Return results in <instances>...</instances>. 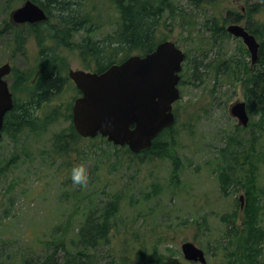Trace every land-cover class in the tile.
<instances>
[{"label":"rangeland","instance_id":"374dc122","mask_svg":"<svg viewBox=\"0 0 264 264\" xmlns=\"http://www.w3.org/2000/svg\"><path fill=\"white\" fill-rule=\"evenodd\" d=\"M170 1L175 11L186 13L184 23L182 17L169 18L166 12L158 27L161 36L173 40L187 55L180 70V76L183 73V84L179 85L181 98L173 106L178 105L175 127L179 131L177 149L181 165L176 186L171 184L169 161L156 158L133 163L121 152L116 153L110 142L107 146L98 139L81 142L84 157L76 164L85 166L88 184L74 186L71 168L59 166L61 159H54L48 153L52 134L68 124L62 117L39 138L21 134L13 143L3 137L0 158L17 156L12 161L14 164L11 162L13 165L0 173V238L7 241L3 251L10 260L23 253L39 255L49 240L56 243L63 239L68 244L86 215L96 219L107 202L117 198L116 210L107 218L108 236L90 251L97 261L95 264H142L128 257V252L144 245L151 248L154 244L165 264H200L183 258L180 249L183 241H191L201 248L206 264H224L226 250L222 248H231L224 233L232 224L243 230L242 210L236 208L243 191L237 184H230L225 191L220 188L216 163L223 158L229 160V150L236 154L235 149L241 148L253 154L247 159L250 165L244 159L238 163L231 159L223 166L230 169L229 175L242 174L249 166H255L258 194L263 202L257 222L264 225V120L248 113V124L243 129L236 128L240 125L229 114V107L233 102L245 101L242 86L222 80V74L214 80L212 71L204 72L201 66L197 67L199 76H192L193 64L200 62L203 54L207 61L229 58L232 64L246 62L252 70L264 67V32L261 33L264 7L260 6L264 4L260 0ZM21 2L8 5L0 0V31L8 21L9 12ZM253 5L257 6L250 13L249 6ZM235 13L239 20L234 19ZM233 21L252 29L259 43L262 41V61L251 62L249 53H242L246 47L240 38L229 34L212 39L216 33L215 22L226 27ZM15 28L14 32L22 37L17 44L10 30L0 35V64L9 62L11 66L5 77L9 86L14 73L22 72L31 78L37 69L33 34H28L23 25ZM112 28L105 25L91 36L100 39ZM82 35L80 32L75 39L79 41ZM63 54L67 56L68 68L83 69L77 50ZM68 99L69 94L64 92L58 101ZM256 121L259 124L254 126ZM230 136H236L241 144L232 141ZM220 149L225 157H220ZM27 150L31 153L28 157L23 155ZM40 150L45 152L41 154ZM235 208L236 217L232 221ZM134 232L138 234L136 241H132Z\"/></svg>","mask_w":264,"mask_h":264},{"label":"trees","instance_id":"16d2710c","mask_svg":"<svg viewBox=\"0 0 264 264\" xmlns=\"http://www.w3.org/2000/svg\"><path fill=\"white\" fill-rule=\"evenodd\" d=\"M13 1L24 0H5L8 5ZM37 3L45 11L47 19L33 24H24L28 34L32 33L37 47V69L33 76L29 78L22 72L14 73V79L10 83L12 93V107L9 109L2 121L1 138H9L16 143L21 134H28L33 138H39L48 127L62 117L68 124L52 134L50 150L52 157L60 158L59 166L72 168L84 157V149L80 148L81 142H94L97 139L105 145H111L103 137L83 138L74 130L71 123L70 108L72 100L79 94L71 80L67 77L69 66L66 54L63 52L77 50L81 59L83 69L91 71H102L112 63H118L133 53L143 54L150 51L160 40L166 39L161 36L158 27L160 18L163 14L167 17L180 16L184 19L186 13L175 11V6L170 0H31ZM264 4V0H260ZM261 7H264L260 5ZM250 7V13L254 10ZM231 12V11H230ZM235 20H239L238 13H235ZM184 19V23H185ZM214 30L216 37H227L224 26H219L218 22ZM105 25L112 26L109 33L100 39H93V33L102 29ZM9 21H5L3 31L10 30L16 43L22 41V37L15 33V27ZM254 36H258L248 28ZM3 31H0V35ZM80 32L84 35L77 41L75 36ZM264 32L262 24L261 33ZM17 44V43H16ZM15 44V45H16ZM258 54L262 61V41L259 43ZM202 48L201 45L198 46ZM202 51V50H201ZM242 53L248 55V51L243 47ZM261 55V56H260ZM200 62H194L192 76L197 77V67L201 66L204 72L212 71L214 80L218 74H222L221 79L230 83L237 82L243 88L245 96L246 110L248 113L256 114L259 119L264 120V67L252 70L248 64L231 63L227 59H214L207 61L205 54L200 57ZM258 58V57H257ZM187 59V55H186ZM185 74V73H184ZM183 73L180 76L179 85L183 84ZM27 79L29 85H26ZM202 81V79H200ZM69 94L67 101H58L64 93ZM181 98V94H180ZM179 98V99H180ZM177 101L175 102V104ZM178 107V105H176ZM177 107L173 109L175 121L172 125L162 129L159 134L152 139L149 147L137 153L131 152L125 146H113L116 153L124 154L128 161L138 163L144 160L165 159L170 163L171 184L176 186L179 180L180 157L178 154L176 129L178 116ZM258 119V120H259ZM190 120V118H189ZM259 124L256 121L253 125ZM191 124L187 123L189 128ZM243 129V127H236ZM231 140L241 144L236 136H230ZM250 149V148H249ZM237 152L229 150V160L223 158L218 162L217 180L220 188L225 191L230 184L239 185L243 191L242 205V231L232 224L224 233L228 238V245L231 248L223 247L226 252L224 264H264V225L259 224L260 211L263 202L258 194L259 187L256 181V168L249 166L242 174L229 175L227 164L231 159L238 163L241 159L247 160L252 157V153L244 151V148ZM41 154L44 150L39 151ZM73 154V155H72ZM23 155L28 157L30 151H24ZM83 156V157H82ZM16 154L6 159L0 158V173L2 170L13 165ZM220 157H225L223 149H220ZM146 158V159H143ZM219 158V157H218ZM217 158V159H218ZM6 159V160H5ZM75 159V163H74ZM216 159V160H217ZM137 160V161H136ZM13 161V162H12ZM13 163L10 165V163ZM247 162L251 163V161ZM117 198L107 202L104 211L93 219L91 215H86L84 221L77 227L75 235L68 244L59 240L46 242L45 250L39 255L23 253L14 260L9 259V255L3 249L7 245L5 239L0 238V264H95V256L90 251L96 244L103 241L108 236L109 224L108 216L116 210ZM240 203L237 199L236 208L239 209ZM235 210L232 214V221L235 220ZM245 230V232H243ZM138 239L136 232L132 233V241ZM4 255V256H3ZM139 261L142 264H165L163 255L157 249L156 244L151 248L139 246L128 252V257ZM128 257H125L127 259ZM8 259V260H7ZM110 264V263H109Z\"/></svg>","mask_w":264,"mask_h":264},{"label":"water","instance_id":"95a60500","mask_svg":"<svg viewBox=\"0 0 264 264\" xmlns=\"http://www.w3.org/2000/svg\"><path fill=\"white\" fill-rule=\"evenodd\" d=\"M45 19L42 7L31 0H24L9 13V21L14 24ZM226 30L241 38L254 62L258 49L254 36L237 23L228 24ZM184 57L174 41L165 39L150 51L131 54L99 72L69 68L67 77L80 93L71 105L74 130L81 137L100 135L133 153L149 147L152 139L174 122L172 103L180 95L178 73ZM10 70L9 62L0 64V137L3 117L12 107V94L5 79ZM229 114L238 124H247L244 101L233 102ZM180 249L184 259L206 263L203 250L193 242H181Z\"/></svg>","mask_w":264,"mask_h":264},{"label":"clouds","instance_id":"9594fccd","mask_svg":"<svg viewBox=\"0 0 264 264\" xmlns=\"http://www.w3.org/2000/svg\"><path fill=\"white\" fill-rule=\"evenodd\" d=\"M71 180L76 187H86L88 184V173L83 164H74L71 168Z\"/></svg>","mask_w":264,"mask_h":264},{"label":"flooded vegetation","instance_id":"af4514ba","mask_svg":"<svg viewBox=\"0 0 264 264\" xmlns=\"http://www.w3.org/2000/svg\"><path fill=\"white\" fill-rule=\"evenodd\" d=\"M254 6L256 7L257 5H254ZM237 23H238V22H237ZM245 28H247L248 32H250L249 29H248V27H245Z\"/></svg>","mask_w":264,"mask_h":264},{"label":"bare ground","instance_id":"6f19581e","mask_svg":"<svg viewBox=\"0 0 264 264\" xmlns=\"http://www.w3.org/2000/svg\"><path fill=\"white\" fill-rule=\"evenodd\" d=\"M257 57H258V55H257Z\"/></svg>","mask_w":264,"mask_h":264}]
</instances>
